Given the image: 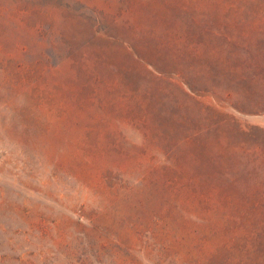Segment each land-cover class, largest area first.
Instances as JSON below:
<instances>
[{"label":"trees","instance_id":"trees-1","mask_svg":"<svg viewBox=\"0 0 264 264\" xmlns=\"http://www.w3.org/2000/svg\"><path fill=\"white\" fill-rule=\"evenodd\" d=\"M119 1L122 12L112 15L90 0H0V33L12 27L25 37L10 61L51 77L67 70L65 92L87 119L118 118L159 143L167 185L215 211L229 242L262 255L264 129L242 127L222 110L264 114L257 88L264 84V0H185L175 8V0ZM125 1L163 8V32L151 29L147 45L120 18ZM98 42L117 46L126 67L107 62Z\"/></svg>","mask_w":264,"mask_h":264},{"label":"rangeland","instance_id":"rangeland-1","mask_svg":"<svg viewBox=\"0 0 264 264\" xmlns=\"http://www.w3.org/2000/svg\"><path fill=\"white\" fill-rule=\"evenodd\" d=\"M90 1L122 12L119 0ZM123 4L120 18L139 43L147 45L151 29L163 32L160 5ZM24 38L12 27L0 33V264H264V253L229 242L215 211L196 208L167 185L159 143L118 118L87 119L65 92L67 70L51 77L18 69L10 58H19ZM258 47L264 66V38ZM97 48L126 67L117 46ZM257 88L264 100V84ZM201 100L219 108L210 97ZM223 109L242 127L264 129V114Z\"/></svg>","mask_w":264,"mask_h":264}]
</instances>
